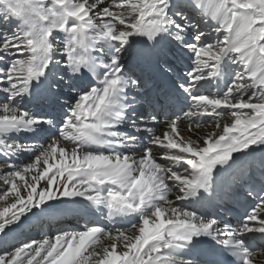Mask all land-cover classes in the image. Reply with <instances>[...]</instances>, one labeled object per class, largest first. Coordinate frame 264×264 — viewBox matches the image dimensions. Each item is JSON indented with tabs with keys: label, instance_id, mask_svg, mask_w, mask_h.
I'll return each mask as SVG.
<instances>
[{
	"label": "snow or ice",
	"instance_id": "snow-or-ice-1",
	"mask_svg": "<svg viewBox=\"0 0 264 264\" xmlns=\"http://www.w3.org/2000/svg\"><path fill=\"white\" fill-rule=\"evenodd\" d=\"M0 182V264H258L264 0H0Z\"/></svg>",
	"mask_w": 264,
	"mask_h": 264
},
{
	"label": "bare ground",
	"instance_id": "bare-ground-1",
	"mask_svg": "<svg viewBox=\"0 0 264 264\" xmlns=\"http://www.w3.org/2000/svg\"><path fill=\"white\" fill-rule=\"evenodd\" d=\"M12 25H9V27H11ZM166 119V117H160V120H161V124L160 125H157L155 126L157 128V134H161V131H162V126H163V120ZM155 151V150H154ZM3 187V183L0 182V188ZM2 194V193H0ZM3 202H0V206H2ZM80 223H84V221H80ZM39 238V237H37ZM258 243V247H264V245H261L259 240L256 241ZM257 261H258V264H264V256H260L258 255L257 256Z\"/></svg>",
	"mask_w": 264,
	"mask_h": 264
}]
</instances>
